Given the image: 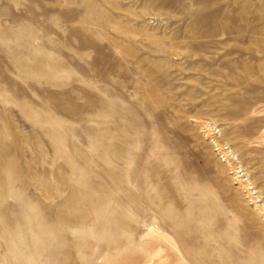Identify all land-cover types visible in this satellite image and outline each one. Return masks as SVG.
<instances>
[{
	"label": "rangeland",
	"instance_id": "obj_1",
	"mask_svg": "<svg viewBox=\"0 0 264 264\" xmlns=\"http://www.w3.org/2000/svg\"><path fill=\"white\" fill-rule=\"evenodd\" d=\"M0 264H264V0H0Z\"/></svg>",
	"mask_w": 264,
	"mask_h": 264
},
{
	"label": "built area",
	"instance_id": "obj_2",
	"mask_svg": "<svg viewBox=\"0 0 264 264\" xmlns=\"http://www.w3.org/2000/svg\"><path fill=\"white\" fill-rule=\"evenodd\" d=\"M204 132H206V135H208L212 141H213V147L217 155L222 157L223 159L230 160L232 156H234L233 149L231 146L226 143V142H221L216 140L215 137V132L214 128L210 125L208 128L207 127H202Z\"/></svg>",
	"mask_w": 264,
	"mask_h": 264
}]
</instances>
